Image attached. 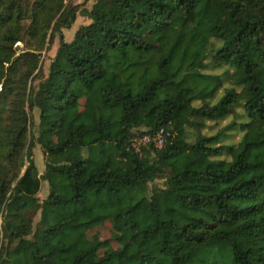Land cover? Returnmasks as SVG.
Segmentation results:
<instances>
[{"label":"trees","instance_id":"trees-1","mask_svg":"<svg viewBox=\"0 0 264 264\" xmlns=\"http://www.w3.org/2000/svg\"><path fill=\"white\" fill-rule=\"evenodd\" d=\"M197 6L222 13L189 38ZM77 9L0 0V264H264V0H95L64 41ZM176 10L181 24L160 46L147 41ZM48 28L55 53L27 86ZM17 41L27 50L15 54ZM80 95L89 114H69ZM33 109L45 133L62 128L39 142L40 176ZM159 128L170 133L160 148L134 150ZM234 129L238 140L223 143ZM108 219L136 238L99 255L84 231Z\"/></svg>","mask_w":264,"mask_h":264},{"label":"rangeland","instance_id":"rangeland-1","mask_svg":"<svg viewBox=\"0 0 264 264\" xmlns=\"http://www.w3.org/2000/svg\"><path fill=\"white\" fill-rule=\"evenodd\" d=\"M95 0H63V4L78 5V9L75 13L73 22L70 24L69 28H62L61 34L64 41L69 42L75 30L80 26L89 22V19L84 15V11L90 9L91 5ZM222 11L219 9H206L203 6H197L194 10V15L190 21L184 23V30L189 38H194L199 32L205 30L206 20L214 18L217 15H221ZM182 22V13L176 10L172 17L166 22L164 28L160 32L150 31L145 39L152 42L155 46H160L164 36L169 34L175 27L179 26ZM229 32L230 29H227ZM215 45L216 42L212 41ZM58 44V38L55 33L50 32L48 28L45 40L40 49L34 51L36 53V68L32 72L31 76L28 78L27 86H34L42 80L47 74V68L50 60L52 59L56 47ZM15 54L23 52L26 45L23 42L17 41L15 44ZM32 52V51H31ZM196 105L197 102H194ZM239 108H236L232 115L225 117L222 120L216 121H206L205 126L199 130L200 134L212 135L220 130L225 124H227L233 117L239 112ZM69 114H74L77 112H82L88 115V109L85 102V96L80 95L75 100L74 103L67 109ZM30 116V124L28 126L27 137L32 139L31 147V158L35 168V175L40 176L43 169V153L39 142L41 140L51 139L56 141L62 133V128L55 129L51 133H45L42 129L38 127L37 109H33L28 112ZM187 140L191 142L197 133L196 130L192 128H187ZM240 136V132L237 129L225 132V136L221 140L223 143L232 144L235 143ZM28 139V138H27ZM138 140L133 141L134 148L137 147L140 142ZM156 186H162V179H156L153 183ZM151 186V185H150ZM47 193V184L44 180H40V188L36 194L38 201L42 200ZM38 219V213L32 216L31 222L34 226ZM85 236L94 241L98 242L97 253L99 255L107 252L109 250L128 246L136 238V233L134 231L119 230L115 227L112 220L108 219L104 221L101 225L94 226L92 228L86 229L84 231Z\"/></svg>","mask_w":264,"mask_h":264},{"label":"built area","instance_id":"built-area-1","mask_svg":"<svg viewBox=\"0 0 264 264\" xmlns=\"http://www.w3.org/2000/svg\"><path fill=\"white\" fill-rule=\"evenodd\" d=\"M170 133L168 131H165L163 128L157 129L152 135H137L132 139L131 146H133V141L138 140L137 142H140L137 147L134 148V150H138L141 145H146L148 143H152V145L155 148H160L165 141V136H168Z\"/></svg>","mask_w":264,"mask_h":264}]
</instances>
